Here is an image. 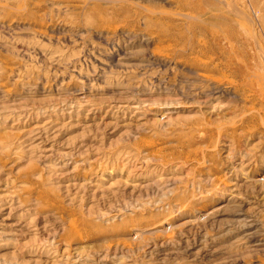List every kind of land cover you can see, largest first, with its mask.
<instances>
[{
  "label": "rangeland",
  "instance_id": "374dc122",
  "mask_svg": "<svg viewBox=\"0 0 264 264\" xmlns=\"http://www.w3.org/2000/svg\"><path fill=\"white\" fill-rule=\"evenodd\" d=\"M0 264H264V0H0Z\"/></svg>",
  "mask_w": 264,
  "mask_h": 264
}]
</instances>
